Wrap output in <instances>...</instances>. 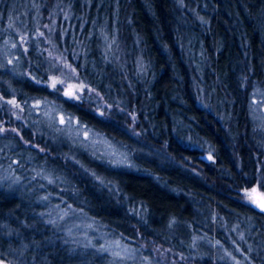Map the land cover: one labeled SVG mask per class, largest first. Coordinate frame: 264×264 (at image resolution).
Here are the masks:
<instances>
[{"label": "trees", "instance_id": "obj_1", "mask_svg": "<svg viewBox=\"0 0 264 264\" xmlns=\"http://www.w3.org/2000/svg\"><path fill=\"white\" fill-rule=\"evenodd\" d=\"M24 2L0 0V143L10 140L3 151L47 160L69 203L151 264H264V213L243 198L264 176L263 130L251 112L253 89H264V0ZM24 8L35 18L19 31L12 23L23 28ZM51 48L92 88L79 100L48 86ZM36 98L104 133L131 165L86 149L80 163L77 142L64 150L68 138L49 124L54 137L36 133ZM36 193L0 185L3 264H116L109 251L50 223Z\"/></svg>", "mask_w": 264, "mask_h": 264}, {"label": "rangeland", "instance_id": "obj_2", "mask_svg": "<svg viewBox=\"0 0 264 264\" xmlns=\"http://www.w3.org/2000/svg\"><path fill=\"white\" fill-rule=\"evenodd\" d=\"M26 2L27 0H25L24 3L26 4ZM34 18L35 16H33L32 18L29 16L27 9H21L17 14V24L19 25L21 23L23 28L15 26L14 22L12 24L16 28V30L24 31L28 28L30 20H33ZM35 25L37 28L38 22ZM36 31L37 29H35V32ZM2 46L7 53L8 57L6 56V58L10 59L9 55L11 53L7 48V46L10 47V45L8 44V40H4L2 42ZM49 51L50 52H48V54L51 53V55H49L50 63L51 67L54 68V72H52L53 74L49 75L48 83L51 76H56L59 79H64L66 84L71 85L83 83V85L86 86L83 92L87 91V89H90V87L84 83L76 68L73 67L72 64L60 52L57 51V49L51 48L49 49ZM65 63L71 65V69L76 70L75 73H73L71 69L63 68V64ZM49 68L50 67L48 66V69ZM57 87L59 88L60 85H57ZM82 93H79V95H81ZM30 106L35 111L34 113H32L34 119L37 118V120H40V126L35 127V132H43V130L45 129L43 128V126L49 124L50 128H54L58 131L57 133H54H60V135L68 138V143H65V146H63L64 150L68 149V147H75V145L72 144H74V142H77V146L79 148L77 150H74L72 156L77 158V161H79L80 163V159L83 160V155H79V150L83 151L84 149H86L89 152H99L98 155H102L104 158L106 157V159H109L113 164H118L117 162H119V164L122 165H131L130 156L127 154L125 148H123L121 145L117 144L110 138L106 137L104 133L98 131L97 129H93L92 126L90 127L89 125L81 121L76 114L62 107L59 102L45 98H36L32 100ZM9 111H11V114H14L15 118H23V110L21 106L19 108L12 106L11 108H9ZM251 112L252 117L256 120L261 130H263L262 139L264 142V89L261 86H256L252 91ZM36 114L37 116L35 117ZM61 114H63L65 118H67L68 115H71L75 120L80 121L81 125H84L86 127L81 131L80 125L74 124L68 126L66 124H60L58 117ZM53 124L54 127L52 126ZM84 131L88 132V139L84 138ZM4 132L5 131L1 133L6 135V133ZM44 133L46 134V138H52L56 135L54 133L52 134L48 129H45ZM10 134L18 135L21 139H24L22 133L19 131L15 130V132L12 131L10 132ZM72 136L76 137L75 141L74 139H72L74 138ZM9 142L10 140L6 141V144L10 145ZM6 144L0 143V185H4L10 190L21 189L26 192H34L36 190L38 192L36 193L38 195L37 198L39 199L40 197L39 200H41V202L46 206V215L49 220L54 221V223L58 224L59 227L65 231V234L69 235L70 239L79 241L84 244H94L97 247L101 248L108 247V251L113 256V253L115 251H119L122 256L134 257L121 260L114 256V262L116 264H142V262L143 264H151L149 260L147 261L144 260L143 257H140L141 255H139V252L135 249V247L128 245L120 237H117L113 232L106 229L98 220L88 215L83 209L76 208L74 205L69 203V199L63 194V192H61L64 191L65 187L58 186L60 185V183L57 179V171H55L51 164H48L47 160H39V158H34L31 155L26 157L22 156L19 159L17 158L16 160V157L14 158V156L8 153V151H3L4 146H7ZM30 145L35 148V150L37 149L36 153L38 150L39 152H45L44 149L42 151L41 147H39V145L35 142L31 143ZM90 154L91 153H89V155ZM49 180H52L54 182L49 183ZM55 186L56 188H58V190L54 188ZM50 192L52 193V195H50ZM45 196L48 197L47 200L42 199ZM65 211H67V215H65ZM117 241L120 244L119 248L115 247ZM262 242H264V238ZM211 247L214 250H217L215 244H211ZM124 249H129V252H125Z\"/></svg>", "mask_w": 264, "mask_h": 264}, {"label": "snow or ice", "instance_id": "obj_3", "mask_svg": "<svg viewBox=\"0 0 264 264\" xmlns=\"http://www.w3.org/2000/svg\"><path fill=\"white\" fill-rule=\"evenodd\" d=\"M11 23L9 24V27H11ZM40 35H43V33H40ZM21 39H25L24 37H21ZM13 47H15V44H13ZM49 55H51V53H49ZM9 63H11V61H9ZM63 68H67V69H71V65L65 63L63 64ZM71 71L73 73H75V69H71ZM63 74V73H62ZM39 82V81H38ZM57 85H60V87L58 88ZM48 86L50 88H52L53 90H55L58 93H62L63 96L67 97L69 100H79L81 97L79 95V93H82L85 90V85H83V83L80 84H66L64 79H59L56 76H51L49 78V83ZM67 89V90H66ZM91 91V90H89ZM7 103L13 105L14 107L19 108L20 105L17 104V102L15 100H9L7 101ZM39 106V105H37ZM100 115H103V113L101 112ZM59 123L60 124H66L68 126L71 125H80V130L82 131L86 126L81 125V122L78 120H75L71 115H68L67 118H65V116L63 114H61L59 117ZM5 131V129L0 128V132ZM15 131V130H13ZM84 138L88 139V132L84 131ZM43 151V149H41ZM209 159H211V156L208 157ZM119 163V162H117ZM93 177L95 179H97L101 184H104V180L103 178L97 176L95 173H92ZM54 181L49 180V183H53ZM261 189H264V176H257L256 179L254 181H252L250 188H246L243 191V198L245 203H247L248 205L252 206L255 209H258L261 213H264V191H261ZM43 200H47L48 197L45 196L42 198ZM65 215H67V211H65ZM50 223H54V221H49ZM9 235H11V233H9ZM240 239L243 240V234L240 235ZM52 241H49V243H51ZM65 243H67V241H65ZM220 242L216 241V244L218 245ZM193 246H195V241L193 242ZM111 247V246H109ZM116 248L120 247L119 242L117 241L115 244ZM109 248L108 247H102L100 249V251H108ZM238 250V249H237ZM125 252H129V249H124ZM114 256L118 259L124 260V259H129V258H134L133 256H122L121 253L119 251H115ZM227 256L230 257L231 259L235 260V257H233L231 255V253H227ZM0 264H3V261H0ZM237 264H239V262L237 261Z\"/></svg>", "mask_w": 264, "mask_h": 264}]
</instances>
